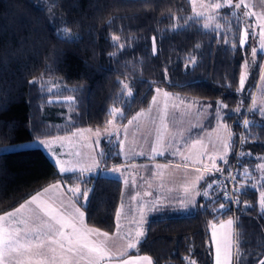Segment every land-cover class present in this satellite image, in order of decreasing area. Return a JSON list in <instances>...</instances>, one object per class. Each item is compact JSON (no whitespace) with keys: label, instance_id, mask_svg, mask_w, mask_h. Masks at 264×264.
I'll use <instances>...</instances> for the list:
<instances>
[{"label":"trees","instance_id":"1","mask_svg":"<svg viewBox=\"0 0 264 264\" xmlns=\"http://www.w3.org/2000/svg\"><path fill=\"white\" fill-rule=\"evenodd\" d=\"M216 16L217 26H204L190 0H0V145L103 126L111 107L124 122L156 88L177 92L206 113L220 109L218 102L227 105L228 152L197 183L209 198L201 192L189 206L159 203L147 216L136 251L152 264H213L209 228L227 216L234 217L235 260L238 254L240 264L264 259L260 188L249 178L264 153V111L251 107L264 92V52L251 53L249 34L239 42L240 26L252 21L244 3L223 4ZM64 27L68 38L57 34ZM96 155V167L60 174L38 146L0 151V210L58 178L86 223L112 230L120 180L102 169L121 160L118 140L100 139ZM230 170L239 204L223 198Z\"/></svg>","mask_w":264,"mask_h":264},{"label":"rangeland","instance_id":"2","mask_svg":"<svg viewBox=\"0 0 264 264\" xmlns=\"http://www.w3.org/2000/svg\"><path fill=\"white\" fill-rule=\"evenodd\" d=\"M235 1L244 3L249 13L252 14V21L242 24L239 28V42L245 40L249 34L253 41L251 42V53L254 55L253 49H260L264 52V34H262L264 33V0H231V4ZM190 4L192 12L202 17L204 26H217L216 10L218 8L215 5L228 4V0L213 2L190 0ZM245 14L244 17L248 15V13ZM245 70V65L241 64L240 79L241 75L245 74ZM259 89H261L260 84ZM67 98L52 97L50 99ZM251 107L260 111L264 110V92L254 95ZM226 112L227 109L221 107L206 113L179 93L156 88L147 105L124 122L120 123L116 120V115L120 112L118 108L111 107L103 126L83 127L64 135L0 145V149L38 146L48 154L57 170L62 172L63 169L72 170L96 164L98 162L96 149H98L100 139L118 140L121 160L104 167L102 172L120 180V200L115 225L117 230L125 233L126 215L130 217L133 213L139 215L143 209V202L141 206V201H132L133 194L136 192L132 194L126 192L127 187L141 188V180H144V185L150 183L149 187H151V183L157 180V182L164 183L166 188L183 187L180 189L185 192V196L189 194L193 200L199 193L206 191L204 188L207 187L198 189L197 183L209 172V169H193L190 164L216 166L215 169H217V161L227 154L231 138L222 120ZM205 116L212 120L205 121ZM202 125L203 128H194ZM9 145H19V147H8ZM261 156L263 159L254 167V174H250L249 178L251 184L260 188L258 202L264 210V206L260 203L261 195L264 193V153ZM184 203L188 204L189 201ZM146 204L144 203V207ZM127 206L132 207V210H127ZM143 211L146 210L143 209ZM238 259L239 254L235 264H240Z\"/></svg>","mask_w":264,"mask_h":264},{"label":"crops","instance_id":"3","mask_svg":"<svg viewBox=\"0 0 264 264\" xmlns=\"http://www.w3.org/2000/svg\"><path fill=\"white\" fill-rule=\"evenodd\" d=\"M97 164L78 167L67 172H58L60 174H69L96 167ZM190 165L193 169L214 168L213 166L192 163ZM141 181V188L133 189L127 187L125 191L130 194L136 192V194H133L134 198H132V201H141V206L143 202V209L146 211L144 212L142 209L139 215L133 213L131 217L125 214L128 218H125L124 222L127 225L125 233L117 230L115 225L118 205L114 212L113 229L110 231L102 230L85 222L84 215H80V213H83L82 209L67 192L66 186L60 179H53L42 184L14 205L0 210V217H3V219H0V230H2L0 234H3L8 239L7 234L11 232L13 240H18L20 244L30 243L33 246L31 251L22 249L23 255L19 252L5 250V264H37L38 260H44L46 264H125V262L127 264H148L143 257L149 256L145 253L137 252L136 248L141 238L137 236V232H143L149 212L159 203H175L189 206L195 200L189 197V194L185 196V192L180 189L183 187L171 186L166 188L164 183L157 182V180L152 182V186L149 187L150 183L144 185V180ZM53 185H57V187H52ZM44 189L48 190L44 191ZM187 191L189 193L188 189ZM33 195H37L35 202H31ZM187 200L189 203H184ZM144 203H147L146 207H144ZM22 204L24 207L20 208ZM17 208L20 209L18 212L16 211ZM42 208L53 209L54 212L52 214L58 219L61 217L64 219L75 217V230L66 224L63 229L64 235H56L59 225L51 219V215H46L44 211H41ZM127 210H132V207L127 206ZM7 213H12V215L9 216ZM36 217H39V219L37 220ZM227 217L216 221L209 228L213 264H217V260H219L220 264H235L234 217ZM229 220L233 221V223L229 224L226 222ZM221 221L224 222L222 223ZM47 224H51L53 227L50 229L46 227ZM91 230L99 231L92 232ZM105 232L108 233L107 237L102 235ZM69 238L72 241V252L67 250L70 246ZM51 239L56 240L57 243L52 244ZM230 239L231 241L229 242ZM41 242L44 244L43 251L45 255L36 256L34 253L38 250L35 246ZM61 243L64 245L63 249L60 247ZM85 244L88 247H82ZM130 244H135L136 246L129 247ZM92 247L100 248L101 252H91L90 249ZM51 249H55V251L53 252ZM100 256H103V259H100Z\"/></svg>","mask_w":264,"mask_h":264},{"label":"snow or ice","instance_id":"4","mask_svg":"<svg viewBox=\"0 0 264 264\" xmlns=\"http://www.w3.org/2000/svg\"><path fill=\"white\" fill-rule=\"evenodd\" d=\"M228 4L231 5V0H228ZM215 7L220 8V7H222V5L216 4ZM235 7L236 8H239L240 7V4H236ZM109 23H111V21H109ZM57 34L58 35H61L62 34L63 37H65V38H68V37L71 36V32H70V30L67 27H64L62 29H58L57 30ZM262 34H264V33H262ZM118 39H119L118 37H113V40L114 41L115 40H118ZM244 42H245L244 40H241V44H243ZM120 47L123 48V45H120ZM255 51L256 50L253 49V53L254 54H255ZM155 54H156V48H155V37H154L153 38V55H155ZM110 55H114V53H110ZM245 67H247V62L245 63ZM244 82H245V76L242 74L241 75V79H240L241 90L243 89ZM30 83H35V81H30ZM124 87L127 88L128 86L127 85H124ZM129 94H131V93H129ZM218 107L226 108L227 105H223V104H220L218 102ZM238 110L239 109H237V111ZM262 111H264V110H262ZM129 123H131V121H129ZM244 124H245V126H247L248 121H245ZM8 147H19V145H9ZM0 151L7 152L8 151V148L0 149ZM100 155H101V157H103L104 156V153L101 152ZM62 171L67 172L69 170L68 169H63ZM114 171H115V169H114ZM52 187H57V185H53ZM47 190L48 189H44V191H47ZM69 191H77V192H79V189L78 188L77 189H69ZM240 191L242 192L243 190H240ZM37 195H39V194H37ZM37 195H33L31 197V202H35L37 200ZM81 195L83 196V198L85 199V201H87V198H88L89 193L87 191H84V192L81 193ZM203 195H204V197L206 199L209 198L207 192L203 193ZM223 198H224V200L226 202L229 201V200H231L233 203H236V204H239L240 203V200L239 199L232 200V198L229 197L228 195H225ZM260 203H261L262 206H264V193H262V195H261V201H260ZM23 207H24L23 204L20 205V208H23ZM224 207H225L224 204H221L220 205V209H223ZM220 209H216L215 211L219 212ZM19 210H20L19 208L16 209L17 212ZM41 211H44L46 215H51V219L53 221H55V223L57 225H59V228L56 230V235H59V236H63L64 235L63 229H64V227H65L66 224L69 227H72L75 230V217H70L68 219H64L63 217H61V218L58 219L54 214H52L54 212V210L51 209V208H47V209L42 208ZM7 215L11 216L12 213H7ZM80 215L82 216L83 213H80ZM0 219H3V217H0ZM36 219L38 220L39 217H36ZM228 223L229 224H232L233 221L229 220ZM46 227H48V228L51 229L53 227V225L47 224ZM91 231L92 232H98L99 230H91ZM0 232H2V230H0ZM102 235L105 236V237H107L108 236V233L105 232V233H102ZM143 235H144V233L142 231H138L137 232V236L138 237H142ZM7 236H8V239H6L3 234H0V264H5V261H4V251L5 250L10 251V252H19L21 255H23V252L21 251L22 249L23 250H27V251H31V249L33 247L30 243H28V244H20L18 240H13L11 238L12 237V233L11 232H9L7 234ZM51 243L52 244H55V243H57V241L54 240V239H51ZM71 244H72V241H71V238H69V245L70 246L67 249L69 252H72L73 251V248L71 247ZM135 246H136L135 244H130L129 245V247H135ZM35 247H36V249L38 251H36L34 253V255H36V256H44L45 255V252L43 251V248H44L43 242L38 243ZM60 247L63 249L64 248V245L61 243L60 244ZM82 247H85L86 248L88 246L85 244ZM51 251L54 252L55 249H51ZM90 251L91 252H97V253H99V252H101V249L98 248V247H92L90 249ZM100 259H103V256H100ZM143 259L145 261H147L148 264H152V261H151V259L149 257H143ZM37 264H46V261H44V260H38L37 261ZM125 264H127V262H125ZM188 264H196V262L189 260ZM217 264H220L219 260H217ZM259 264H264V259L260 260L259 261Z\"/></svg>","mask_w":264,"mask_h":264},{"label":"built area","instance_id":"5","mask_svg":"<svg viewBox=\"0 0 264 264\" xmlns=\"http://www.w3.org/2000/svg\"><path fill=\"white\" fill-rule=\"evenodd\" d=\"M232 175H233V173H232V170H230L227 174H226V176H227V178H228V193H227V195L229 196V197H231L232 198V200H233V196H232V193H231V189H233V186H232ZM231 201V200H230Z\"/></svg>","mask_w":264,"mask_h":264}]
</instances>
